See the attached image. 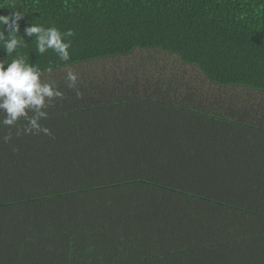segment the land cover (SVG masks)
<instances>
[{"label":"trees","instance_id":"obj_1","mask_svg":"<svg viewBox=\"0 0 264 264\" xmlns=\"http://www.w3.org/2000/svg\"><path fill=\"white\" fill-rule=\"evenodd\" d=\"M11 12L18 37L75 35L67 62L34 36L19 49L64 98L51 136L0 126V264H264V0H0Z\"/></svg>","mask_w":264,"mask_h":264},{"label":"clouds","instance_id":"obj_2","mask_svg":"<svg viewBox=\"0 0 264 264\" xmlns=\"http://www.w3.org/2000/svg\"><path fill=\"white\" fill-rule=\"evenodd\" d=\"M24 17L21 12H11L0 15V41L7 56L15 53L16 58L10 63L0 61V126L16 128V135H53L51 129L41 121L48 118V108L56 99H63L64 93L54 84L41 79L43 72L37 64L26 62L19 49L26 47V37H35L38 55H43L49 49L53 50L61 61L71 59L69 49L74 30L61 32L56 26L45 28L39 24H29L25 27L22 37L19 21ZM7 37V38H5ZM48 71H51L49 66ZM67 86L77 88L78 74L69 71L66 76ZM23 121L22 127H17ZM4 142L12 140L9 132L3 137Z\"/></svg>","mask_w":264,"mask_h":264},{"label":"crops","instance_id":"obj_3","mask_svg":"<svg viewBox=\"0 0 264 264\" xmlns=\"http://www.w3.org/2000/svg\"><path fill=\"white\" fill-rule=\"evenodd\" d=\"M162 122H166V121H162ZM174 122L177 124L176 128L178 130H181L182 129V126L180 125V123L179 122H176V121H174Z\"/></svg>","mask_w":264,"mask_h":264},{"label":"rangeland","instance_id":"obj_4","mask_svg":"<svg viewBox=\"0 0 264 264\" xmlns=\"http://www.w3.org/2000/svg\"><path fill=\"white\" fill-rule=\"evenodd\" d=\"M125 59H127V60H128V58H123V59L121 58V60H123V62L127 61V60H125ZM124 60H125V61H124Z\"/></svg>","mask_w":264,"mask_h":264}]
</instances>
